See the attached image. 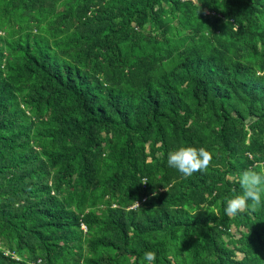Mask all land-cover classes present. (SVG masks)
<instances>
[{
    "label": "trees",
    "instance_id": "16d2710c",
    "mask_svg": "<svg viewBox=\"0 0 264 264\" xmlns=\"http://www.w3.org/2000/svg\"><path fill=\"white\" fill-rule=\"evenodd\" d=\"M257 165L264 0H0V264H264Z\"/></svg>",
    "mask_w": 264,
    "mask_h": 264
},
{
    "label": "clouds",
    "instance_id": "9594fccd",
    "mask_svg": "<svg viewBox=\"0 0 264 264\" xmlns=\"http://www.w3.org/2000/svg\"><path fill=\"white\" fill-rule=\"evenodd\" d=\"M212 158V153L204 147L181 146L167 153V164L183 176L189 177L196 172L205 171ZM233 182L239 185L241 191L225 200V215L231 217L241 212L258 210L264 196V165L253 166L235 174ZM155 260L154 252L144 253L143 262L146 264H155Z\"/></svg>",
    "mask_w": 264,
    "mask_h": 264
},
{
    "label": "rangeland",
    "instance_id": "374dc122",
    "mask_svg": "<svg viewBox=\"0 0 264 264\" xmlns=\"http://www.w3.org/2000/svg\"><path fill=\"white\" fill-rule=\"evenodd\" d=\"M147 181V179H144V182H146ZM144 200H146V198H144Z\"/></svg>",
    "mask_w": 264,
    "mask_h": 264
}]
</instances>
